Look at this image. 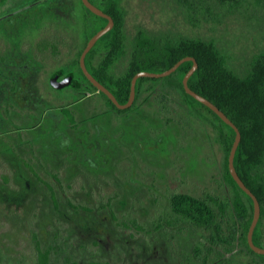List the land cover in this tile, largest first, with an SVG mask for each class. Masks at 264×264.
<instances>
[{
  "label": "rangeland",
  "instance_id": "rangeland-1",
  "mask_svg": "<svg viewBox=\"0 0 264 264\" xmlns=\"http://www.w3.org/2000/svg\"><path fill=\"white\" fill-rule=\"evenodd\" d=\"M121 4L127 46L113 68L118 75L139 30L160 44L212 40L239 76L264 52V6L255 0ZM87 15L79 0H0L2 261L38 264L39 242L51 249V264H204L201 239L209 231L176 215L171 196L231 198L215 129L167 84L155 85L125 113L76 78L55 87L54 75L83 45ZM63 107L72 109L75 124ZM255 173L264 176V163ZM217 249L209 264L246 262L239 249Z\"/></svg>",
  "mask_w": 264,
  "mask_h": 264
},
{
  "label": "trees",
  "instance_id": "trees-1",
  "mask_svg": "<svg viewBox=\"0 0 264 264\" xmlns=\"http://www.w3.org/2000/svg\"><path fill=\"white\" fill-rule=\"evenodd\" d=\"M79 1L88 13L84 21V42L63 73L69 75L72 81L76 78L80 83H86L89 89L97 91L105 99L106 104L117 113H125L135 108L141 96L154 89L155 85L167 84L171 89L177 90L182 96V102L191 112L199 120L214 127L215 138L224 150L223 178L231 186L233 193L231 198L223 199L212 194L196 196L176 192L171 196L172 210L180 218L209 231L201 239L202 244H207V253H204L203 257L204 264H209L213 253L220 252L217 248H222L225 254L239 249L240 253L247 257L244 264H264V254L256 253L248 242V231L254 215L253 199L239 186L229 170V155L236 132L216 112L188 94L184 88L183 78L192 67L193 61L184 62L174 73L166 77L139 78L133 105L127 109L118 108L105 93L92 84L80 65V57L88 41L107 25L108 19L96 15L82 0ZM90 1L111 15L115 24L89 51L86 65L93 76L108 87L120 103L128 102L132 79L138 72H163L184 57L196 58L198 68L190 77L189 86L216 104L241 131L242 139L234 164L241 179L260 201L261 216L253 239L256 245L264 247V176L255 173V170L264 163V52L253 57L248 74L239 76L228 67L226 56L212 40L186 37L178 40L168 39L164 44H160L144 30H139L130 62L126 70L118 75L113 68L125 55L127 46L125 10L121 0ZM196 1L202 0H181L190 5ZM211 1L230 6L242 2V0ZM255 1L264 6V0ZM168 94L170 92L166 93ZM166 95H163L164 98ZM61 111L70 123L75 124V115L70 107H63ZM195 252L198 257L203 253L200 247H196ZM50 255L51 249H43L37 242L38 264H51ZM0 264H4L1 255ZM86 264L110 263L91 261Z\"/></svg>",
  "mask_w": 264,
  "mask_h": 264
},
{
  "label": "water",
  "instance_id": "water-1",
  "mask_svg": "<svg viewBox=\"0 0 264 264\" xmlns=\"http://www.w3.org/2000/svg\"><path fill=\"white\" fill-rule=\"evenodd\" d=\"M82 1H83L84 5L89 10H91L93 13L108 19V23L104 28L99 30L88 41V43H87L86 47L84 48V50L81 54V57H80L81 68H82L84 74L87 76V78L92 82V84L99 91H102L103 93H105L118 108L127 109L133 105L135 98H136V85H137V81L139 78H141V77H156V78L166 77V76H169L172 73H174L180 67V65L183 64L184 62L193 61L192 67L189 69V71L186 73V75L183 78L184 88L188 94H190L191 96H193L194 98H196L197 100H199L200 102H202L203 104H205L206 106L211 108L214 112H216L227 124H229L231 127H233L235 132H236L235 141L233 143V146H232V149H231V152L229 155V170H230L233 178L239 184V186L253 199L254 215H253V219H252L249 231H248V242H249V245L251 246V248L256 253L264 254V247H260V246L256 245L254 243V239H253L255 228H256V226L259 222L260 216H261V204H260L258 197L255 195V193L241 179V177L239 176V174L236 170L235 164H234L235 155H236L238 146H239L241 139H242L241 131L238 128V126L216 104H214L212 101H210L209 99H207L203 95L197 93L196 91H194L189 86V79L193 75V73L196 71V69L198 68V62H197L196 58L192 57V56L184 57V58L180 59L177 63H175V65H173L171 68H169L163 72H151V71H140V72H138L137 74L134 75V77L132 79L131 92H130L129 100L127 103L122 104L118 101L116 96L112 93V91L108 87H106L103 83H101L99 80H97L93 76V74L89 71V69L86 65L87 54L95 46L97 41L104 34H106L108 31H110L114 27V24H115L114 19L112 18L111 15L104 12L101 8H99L98 6L93 4L90 0H82ZM71 81H72L71 77H68L67 79L61 80V81H58L56 76H54L52 79L53 85L55 87H64V86L70 84Z\"/></svg>",
  "mask_w": 264,
  "mask_h": 264
},
{
  "label": "flooded vegetation",
  "instance_id": "flooded-vegetation-1",
  "mask_svg": "<svg viewBox=\"0 0 264 264\" xmlns=\"http://www.w3.org/2000/svg\"><path fill=\"white\" fill-rule=\"evenodd\" d=\"M54 76L57 77V80H58V81H61V80H65V79H67L69 75L64 74V73H62V74H58V73H56ZM71 84H72V81H71Z\"/></svg>",
  "mask_w": 264,
  "mask_h": 264
}]
</instances>
